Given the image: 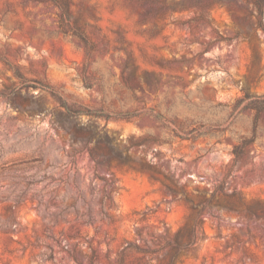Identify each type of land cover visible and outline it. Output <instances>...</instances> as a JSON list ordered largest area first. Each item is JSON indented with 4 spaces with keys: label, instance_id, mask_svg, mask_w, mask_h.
Here are the masks:
<instances>
[{
    "label": "rangeland",
    "instance_id": "1",
    "mask_svg": "<svg viewBox=\"0 0 264 264\" xmlns=\"http://www.w3.org/2000/svg\"><path fill=\"white\" fill-rule=\"evenodd\" d=\"M66 1L0 0V264H118L127 245L124 264H168L192 209L164 181L264 206V109L239 100L264 94L252 7ZM199 219L174 264H264V215Z\"/></svg>",
    "mask_w": 264,
    "mask_h": 264
},
{
    "label": "trees",
    "instance_id": "2",
    "mask_svg": "<svg viewBox=\"0 0 264 264\" xmlns=\"http://www.w3.org/2000/svg\"><path fill=\"white\" fill-rule=\"evenodd\" d=\"M243 1H245V3H247L248 6L252 7L251 13L254 14L257 18L256 26L260 28L262 31H264V0H172L171 2L167 0H138V3L145 8L146 15H150V14L158 15V14H164L166 12H170L171 14V12L176 11L177 5H183V6L191 5V6H197L199 8H204L211 4H221V5L228 4L230 6L240 5L243 3ZM54 2L64 11V13L66 14L68 13V3L66 0H54ZM83 38L84 40H86L85 37ZM239 100L241 102H247L245 108L256 111H260L264 109V94L252 95L247 91H244V95L240 97ZM62 106L65 108V111L68 114L73 113V111H71V109L69 108V106L65 101H62ZM77 113L105 116L101 111H92V112L77 111ZM106 116L109 117L111 115L108 114ZM114 116L125 117L126 114H117ZM157 116L161 118V115H157ZM257 121H258V116H256L255 118V128L257 126ZM237 149L238 147L235 150ZM96 154L101 158H103L108 164L113 158V157H106L102 153H96ZM120 162L125 163L126 161L124 159H121ZM140 168H145V167L140 166ZM164 185L167 192L169 193L180 192L184 196L185 200L190 204V207L192 209V215L189 219L187 226L178 230L173 239L166 240L159 245V250L164 249L166 247L170 248L168 264H174L175 260L181 254H183V251H187L193 244L196 243L197 239H200L201 236L205 235V231L203 227L200 225V219H199V214L201 212L202 207H208V208L220 207L230 211L246 210L247 212L251 213L254 216L264 215V206H260V205L246 206L244 204L242 196L237 194L235 191L225 192L222 189L213 190L210 193L209 197H204L196 201L193 197H189L182 189H179L177 183L173 181H169V182L164 181ZM220 190L224 192L223 195L224 197H226V199L223 200L218 196V192ZM195 192H197L196 194H198V191ZM237 195H238L237 199L234 200L233 198L236 197ZM39 209L43 214L46 213V211L42 209V207H40ZM130 250H131L130 245L123 247L118 258V264H124L123 257ZM141 252L144 254H151L154 253L155 250L154 251L143 250Z\"/></svg>",
    "mask_w": 264,
    "mask_h": 264
}]
</instances>
